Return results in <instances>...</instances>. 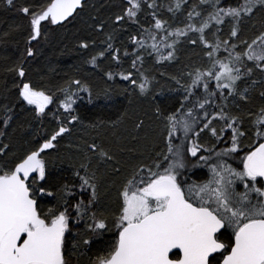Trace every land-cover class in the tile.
Segmentation results:
<instances>
[{
  "label": "snow or ice",
  "instance_id": "snow-or-ice-1",
  "mask_svg": "<svg viewBox=\"0 0 264 264\" xmlns=\"http://www.w3.org/2000/svg\"><path fill=\"white\" fill-rule=\"evenodd\" d=\"M0 6L27 22L24 50L6 67L16 100L0 106V264H73V255L106 234L107 246L88 264H264V0H122L107 17L90 14L91 31L76 44L91 49L86 63L109 81H127L158 122L127 160L118 155L123 148L83 135L97 127L85 126L76 107L82 93L93 100L88 82L69 77L52 88L28 78L34 49L52 27L66 28L95 5ZM185 45L199 60L167 76L178 95L165 110L154 103L159 82L147 74L146 57L179 66ZM21 104L53 126L18 154L5 138L8 129L25 127L15 124ZM144 123L138 118L135 129ZM62 146L73 151L61 156ZM53 156L68 161L71 178ZM194 169L206 173L192 179ZM108 176L119 179L115 209L104 203ZM44 198L53 206H42Z\"/></svg>",
  "mask_w": 264,
  "mask_h": 264
},
{
  "label": "trees",
  "instance_id": "trees-1",
  "mask_svg": "<svg viewBox=\"0 0 264 264\" xmlns=\"http://www.w3.org/2000/svg\"><path fill=\"white\" fill-rule=\"evenodd\" d=\"M122 0H90V7L81 18L75 20L66 28L58 29L56 26L48 34V38L42 41L37 48L38 55L31 59L29 79L37 85L55 88L62 84L69 77L82 78L93 88L94 97L92 102L88 101L86 94H81L84 98L77 104V110L85 126L96 125V128H84L83 135L87 139L102 138L105 142H112L114 146L123 148V152H118L122 160L134 158L137 153L146 146L148 140L155 135L158 122L152 119V104L140 97L131 90L129 84L125 92L124 80L117 77L114 81L107 80L106 76L99 70L92 69L91 65L86 63L90 59L88 52H84L76 47L81 38L88 36L91 31L90 14L107 17L113 12L118 11V5ZM20 26V31L13 32L10 36H4L10 32L14 26ZM147 26V25H146ZM130 31L132 29H129ZM27 35V22L14 10L0 6V106L16 100V89L13 87L14 74L6 71V67L16 60L24 50L25 37ZM121 39L127 43V33L122 34ZM119 43V42H118ZM199 60L196 51L192 46L185 45L181 54V61L178 65L157 64L151 57H146L145 68L147 74L155 76L159 82L155 85L156 97L155 104H159L162 109L170 110L176 106L175 97L178 93L169 91L172 82L167 79L168 75L177 74L180 67L186 65L189 61ZM108 68L109 65H103ZM128 68V62L123 65ZM115 71V66L111 67ZM165 75L161 76L160 73ZM95 84V86H94ZM97 86V87H96ZM129 88V89H128ZM108 90V96L105 98L103 91ZM100 92L97 98L95 93ZM52 107V106H50ZM23 109V110H21ZM54 110V109H53ZM139 119L145 121L144 126L136 130L135 124ZM15 124L24 125L15 130L8 129V138L5 142L11 140L12 149L18 154L23 153L32 147L39 138L44 137L46 132L51 131L52 123L49 119L43 122L34 119L30 112V106L21 104L16 105ZM75 139L73 143H75ZM135 149L136 152L129 151ZM73 150L66 147L61 148V156ZM57 165V170H65L64 175L70 177L71 169L68 167V161L60 162L57 157H49ZM202 169L192 170V179H197L201 175ZM119 184V179L108 176L103 182L104 203L110 208L115 209V188ZM54 201L51 198H44L42 206L52 207ZM111 238V234L103 237L94 238L93 244L88 251L81 255L79 252L72 256L73 264H88L89 258H94L96 253L105 248Z\"/></svg>",
  "mask_w": 264,
  "mask_h": 264
},
{
  "label": "rangeland",
  "instance_id": "rangeland-1",
  "mask_svg": "<svg viewBox=\"0 0 264 264\" xmlns=\"http://www.w3.org/2000/svg\"><path fill=\"white\" fill-rule=\"evenodd\" d=\"M105 67H107V66H105ZM124 84H125V89H127L126 87L129 85V83L128 82H124ZM94 86H95V84H94ZM97 87V86H96ZM129 89V88H128ZM132 91V93H133V90H131ZM136 93V92H135ZM190 175H191V173H189Z\"/></svg>",
  "mask_w": 264,
  "mask_h": 264
},
{
  "label": "flooded vegetation",
  "instance_id": "flooded-vegetation-1",
  "mask_svg": "<svg viewBox=\"0 0 264 264\" xmlns=\"http://www.w3.org/2000/svg\"><path fill=\"white\" fill-rule=\"evenodd\" d=\"M237 163H238V161H237ZM234 166H235V165H234ZM201 173H202V174L206 173V169H202Z\"/></svg>",
  "mask_w": 264,
  "mask_h": 264
}]
</instances>
